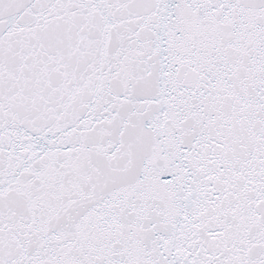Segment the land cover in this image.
Listing matches in <instances>:
<instances>
[{
    "label": "snow or ice",
    "instance_id": "snow-or-ice-1",
    "mask_svg": "<svg viewBox=\"0 0 264 264\" xmlns=\"http://www.w3.org/2000/svg\"><path fill=\"white\" fill-rule=\"evenodd\" d=\"M0 264H264V0H0Z\"/></svg>",
    "mask_w": 264,
    "mask_h": 264
}]
</instances>
